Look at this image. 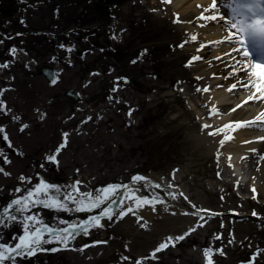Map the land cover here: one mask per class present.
I'll use <instances>...</instances> for the list:
<instances>
[{"label": "rangeland", "instance_id": "rangeland-1", "mask_svg": "<svg viewBox=\"0 0 264 264\" xmlns=\"http://www.w3.org/2000/svg\"><path fill=\"white\" fill-rule=\"evenodd\" d=\"M162 5V0H0V57L9 59L7 48L15 43L22 48L19 61L0 70V89H5L0 100L6 105L0 112L4 129L0 132V168L4 170L0 172V209L14 198L17 186L27 189L37 183V173L51 184L79 180L81 191H94L111 187L120 178L147 176L146 171L174 165L170 159L180 151L170 129L171 118L179 107H190L188 99L197 100L205 80L190 67L198 52L184 50L185 32L176 28L173 13ZM60 42L65 47L60 48ZM75 47L80 56H74ZM139 53V61L130 63ZM23 63L28 66L23 68ZM55 63L59 77L53 84L41 69ZM224 65L214 64L216 80L234 87L248 85L250 70L222 71ZM69 91L80 98L68 96ZM24 124L28 127L21 131ZM52 154L58 163L46 162ZM21 176L32 177V183H21ZM190 182L178 189L181 195L197 209L215 213L198 217L195 226L181 225L188 214L179 212L172 217L177 224L174 229L152 235L140 246V237L154 234L169 216L164 210L149 209V200L139 194L135 199L140 200L132 205L137 215L129 222L117 220V230L108 228L110 221L103 219L96 222L101 227L90 229V237L70 242L67 248L59 246V251L18 257L15 264H247L257 247L264 248L259 237L264 233V209L230 197L229 191H211L209 186ZM145 210L154 214L153 219ZM33 211L41 212L49 225L54 216L72 219L64 212ZM80 214V218L89 216ZM220 232L223 240L216 239ZM13 234H23L21 224H0V242L14 246ZM152 239L157 242L149 244ZM94 241L101 243L88 246ZM234 247L238 254H233ZM256 264H264V254Z\"/></svg>", "mask_w": 264, "mask_h": 264}, {"label": "bare ground", "instance_id": "bare-ground-1", "mask_svg": "<svg viewBox=\"0 0 264 264\" xmlns=\"http://www.w3.org/2000/svg\"><path fill=\"white\" fill-rule=\"evenodd\" d=\"M162 1V6L176 18V28L185 32L184 50L198 52L190 61V67L204 78L205 84L197 100L190 97V107H179L176 117L171 118L170 129L174 130L176 147L180 151L170 159L174 165L169 164L163 171L153 173L141 171L147 176L135 174L120 178L119 183L125 188L132 179L136 180L135 187L141 188L138 193L130 189L125 193L119 217L112 212L107 215L113 217L108 228L115 231L120 225H115L117 220L129 222L137 215L132 207L136 200H140L135 199L140 197L139 194L149 200V209L164 210L169 216L163 218L165 225L154 229V234L140 237V246L152 235L174 229L177 224L172 217L179 212L188 214L180 224L189 226H195L200 222L198 217L208 212L197 209L178 191L187 188L190 181L197 182L198 186H209L211 191H229L230 197L238 196V200L246 205L264 209V51L258 45L264 44V40L256 39L261 32L258 21L264 20V0ZM250 42L258 52L249 49ZM215 63L225 64L222 71L231 67L244 72L250 70L248 85L234 87L216 80L214 74L218 69L213 68ZM14 195L17 194L11 196ZM245 211L243 208L240 213L244 215ZM96 212H86V216ZM144 213L153 219L154 214L148 210ZM68 215L72 219L82 217L80 213ZM88 236L79 235L71 243ZM259 237L264 243V233L260 232ZM152 241L149 244L157 242ZM49 246L57 247L54 243L42 247L49 249ZM233 250V254L239 253L237 248Z\"/></svg>", "mask_w": 264, "mask_h": 264}, {"label": "snow or ice", "instance_id": "snow-or-ice-1", "mask_svg": "<svg viewBox=\"0 0 264 264\" xmlns=\"http://www.w3.org/2000/svg\"><path fill=\"white\" fill-rule=\"evenodd\" d=\"M261 33H264V20L258 21ZM115 39V36L113 37ZM61 47H65L61 45ZM71 51V48L66 49ZM146 49L142 52L146 53ZM141 52V53H142ZM16 49H10L9 54L15 55ZM141 53L136 58L132 59L130 63L136 64L141 58ZM12 61H6L0 67L7 68ZM52 77V83H56V76L54 73H50ZM118 80H124L127 83V78H117ZM5 89H0V95L3 94ZM6 105L0 100V112L4 111ZM131 115V112H129ZM16 119V118H14ZM88 117V120H91ZM28 127L24 124L21 131ZM0 132H4V129L0 127ZM68 133H64V143L67 142ZM7 140V136H4ZM64 144H61L57 148V152L62 148ZM7 163V161H5ZM46 162L58 163L56 155L52 154L47 156ZM44 167L43 164L40 165ZM3 168H0V172H3ZM9 175L8 173H4ZM37 183L33 184L31 188L22 189L17 186L13 192L14 198L11 199L8 204L0 209V224H4L6 221H15L22 225V233L17 236L13 234L12 241H16L15 245L11 242L8 244L0 242V264H15L18 257H32L39 251H59L60 247L67 248L69 243L76 239L79 235L88 236L90 229L93 227H101L102 224H97V221L107 219L110 222L113 220L112 216H105V211L110 210L116 217H119L122 211L121 202L126 198L125 193L130 189L132 192H139L140 188L135 187L136 180L132 179L128 187L125 188L123 184L116 183L111 187L108 185L97 187L94 191H81V181L75 180L70 183L59 185L48 183L41 177L39 173L36 175ZM21 183H32V177L20 178ZM24 192V195H18ZM115 201V203H113ZM34 209H49L56 212H64L67 214L80 213V212H99L94 215H89L85 218L73 217L68 220L63 216H54L52 225L44 222L42 219V213L39 211H33ZM256 215V213H253ZM63 225V227H60ZM223 227V225H221ZM47 237V238H45ZM223 233L216 234V239L223 240ZM232 242V233L229 234V243ZM56 244L58 247L51 249L43 248V245ZM101 243L100 241L92 242V245L96 246ZM106 243V242H105ZM84 247V246H83ZM83 247L80 250H83ZM220 251H223L221 246ZM264 254V248L257 247L256 251L249 257L247 264H256L257 259Z\"/></svg>", "mask_w": 264, "mask_h": 264}, {"label": "water", "instance_id": "water-1", "mask_svg": "<svg viewBox=\"0 0 264 264\" xmlns=\"http://www.w3.org/2000/svg\"><path fill=\"white\" fill-rule=\"evenodd\" d=\"M41 72L45 75V77L47 78V80L52 83V77L50 75V73H54L56 76V81H57V73H56V69L54 67H43L41 69ZM68 96H72L75 99H79L80 96L75 94L74 91H69L67 93ZM110 211V210H109ZM111 212V211H110ZM105 215V214H104ZM240 216V215H239Z\"/></svg>", "mask_w": 264, "mask_h": 264}]
</instances>
